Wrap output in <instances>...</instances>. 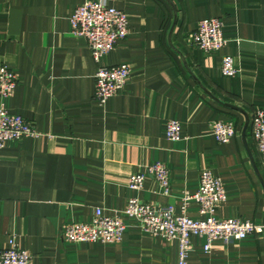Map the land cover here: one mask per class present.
Instances as JSON below:
<instances>
[{"label":"crops","instance_id":"crops-1","mask_svg":"<svg viewBox=\"0 0 264 264\" xmlns=\"http://www.w3.org/2000/svg\"><path fill=\"white\" fill-rule=\"evenodd\" d=\"M84 0H0V64L17 75L6 109L38 135L0 148V248L14 236L30 264H177V243L144 233L122 214L128 198L169 204L197 190L202 168L224 185L217 218L264 223V167L250 126L264 109V0H103L128 15V34L98 64L127 63L124 86L104 104L93 98L97 63L85 39L70 33L69 17ZM222 19L226 42L204 52L190 35L202 18ZM223 55L234 76H223ZM181 138L164 135L167 120ZM215 120L233 121L225 143L213 137ZM160 161L170 193L147 177L141 188L128 177ZM95 207L126 224L121 242L60 238L61 228L87 222ZM187 214L198 218L197 204ZM191 237L187 264H264V230L240 240Z\"/></svg>","mask_w":264,"mask_h":264},{"label":"built area","instance_id":"built-area-1","mask_svg":"<svg viewBox=\"0 0 264 264\" xmlns=\"http://www.w3.org/2000/svg\"><path fill=\"white\" fill-rule=\"evenodd\" d=\"M70 33L85 39L91 57L99 63L102 56L112 50L116 42L128 34V15L103 0H84L78 4L69 17ZM223 22L219 17L199 19L190 35L191 44L204 52L218 51L226 42L222 35ZM238 69L234 58L223 55L220 72L223 76H234ZM130 74L127 63L115 65L98 64L94 72L93 98L104 104L124 86ZM16 73L5 64H0V148L8 142L24 137L36 136L35 128L19 114L10 113L3 100L9 97L17 84ZM251 133L264 167V109L253 110L250 117ZM181 124L169 119L165 124L164 135L168 140L181 138ZM210 131L217 142H228L235 133L233 121L215 120ZM150 177L163 195L170 193L169 170L163 162L146 164L143 170L132 173L127 186L132 190L141 188L144 180ZM226 193L221 178L209 168H202L198 174L197 190H183L180 205L176 210L169 204L143 201L137 197L128 198L122 214L146 234L159 236L177 243V264H187L192 251L191 237L203 236L206 239L203 249L208 251L212 240L229 242L240 240L252 233L264 230V223H255L237 217L217 218L216 207L224 202ZM197 204L198 218L187 214V205ZM126 224L118 214H107L101 207H95L87 222H73L64 225L60 238L71 242H92L114 244L122 240ZM7 246L0 248V264H30V253L19 247L14 236L8 238Z\"/></svg>","mask_w":264,"mask_h":264}]
</instances>
